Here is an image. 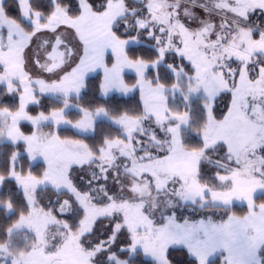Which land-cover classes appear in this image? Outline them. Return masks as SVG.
I'll return each mask as SVG.
<instances>
[{"label": "snow or ice", "instance_id": "6c2138e0", "mask_svg": "<svg viewBox=\"0 0 264 264\" xmlns=\"http://www.w3.org/2000/svg\"><path fill=\"white\" fill-rule=\"evenodd\" d=\"M0 216V264H264V0H0Z\"/></svg>", "mask_w": 264, "mask_h": 264}, {"label": "trees", "instance_id": "16d2710c", "mask_svg": "<svg viewBox=\"0 0 264 264\" xmlns=\"http://www.w3.org/2000/svg\"><path fill=\"white\" fill-rule=\"evenodd\" d=\"M131 75H129V78ZM136 99H138V94H136ZM48 101H46L47 103ZM240 210V212L237 211ZM236 214L238 215H242L245 211L246 208L243 207H239V208H234ZM8 223V221L4 220V218L2 216H0V233L2 234L4 227L6 226V224ZM171 258L173 259L174 264H183L184 260H185V252L181 251V250H174L172 251V256ZM218 264V262H217Z\"/></svg>", "mask_w": 264, "mask_h": 264}, {"label": "rangeland", "instance_id": "374dc122", "mask_svg": "<svg viewBox=\"0 0 264 264\" xmlns=\"http://www.w3.org/2000/svg\"><path fill=\"white\" fill-rule=\"evenodd\" d=\"M127 75H132V73H127ZM239 207H243L242 205H240V204H235L234 205V207H233V211H235L234 210V208H239ZM237 211L238 212H240V210H238L237 209ZM179 215H187L190 219H198V218H200V214H190V213H187V212H185V213H180ZM214 218H216V219H219L220 217L219 216H217V217H214ZM1 234V233H0ZM17 243H23V240H22V238L21 239H19V240H17Z\"/></svg>", "mask_w": 264, "mask_h": 264}]
</instances>
